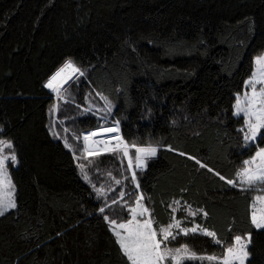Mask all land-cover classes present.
<instances>
[{
	"label": "trees",
	"instance_id": "trees-1",
	"mask_svg": "<svg viewBox=\"0 0 264 264\" xmlns=\"http://www.w3.org/2000/svg\"><path fill=\"white\" fill-rule=\"evenodd\" d=\"M262 51L264 0H0V134L17 155V207L0 216V264H128L104 216L124 220L125 203L139 193L157 229L174 216L225 242L250 232L246 264H264L252 191L189 158L237 179L255 145L264 146L258 138L245 147L242 118L233 115ZM69 60L84 75L59 98L44 84ZM117 120L129 143L160 145L137 170L136 189L122 154L80 158L84 135ZM119 167L125 179L116 184L110 173ZM185 243L207 255L224 247L198 231L180 232L169 246Z\"/></svg>",
	"mask_w": 264,
	"mask_h": 264
},
{
	"label": "snow or ice",
	"instance_id": "snow-or-ice-1",
	"mask_svg": "<svg viewBox=\"0 0 264 264\" xmlns=\"http://www.w3.org/2000/svg\"><path fill=\"white\" fill-rule=\"evenodd\" d=\"M84 75V72L77 67L71 60L67 61L60 67L49 79L44 87L50 89L57 97L62 98V86L72 78L74 74ZM245 85L250 91H245L242 95L237 94L234 104V115L242 117V126L239 129L243 133L244 146L248 147L251 143L256 142L259 138L264 143V56H257L255 59V70L251 73ZM104 113L110 114L112 111L111 102L105 97ZM107 120V115L103 117ZM120 121L114 122L111 127H98L83 137L82 153L88 156L97 155L102 152L122 154L127 157V167L132 170L131 179L140 187L137 178V171L144 170L148 166V160L155 157L160 145L148 143L147 145H137L129 143L120 135H114L105 139H93V137L104 133H119ZM54 135H56L54 133ZM115 141V143H112ZM13 145L10 140L0 139V216H3L8 210L17 207L15 198V184L8 172V161L17 162L15 152L9 155L4 154L5 148L12 149ZM65 147L73 146L65 139ZM172 151L171 145L167 146ZM134 153L130 154V150ZM181 156L188 155L180 152ZM75 157V151H73ZM201 168H206L214 172L221 180L226 181L228 185L239 187L241 190H257L264 192V146L255 145L254 155L243 160L242 167L235 173L237 179L227 178L219 171H215L207 163L202 162L195 156H189ZM84 178L88 179L83 163L78 165ZM120 183V181H116ZM98 192L102 190L98 189ZM121 196L124 193L120 194ZM115 203V201H114ZM178 203V202H177ZM250 222L256 228L264 230V194L254 196L251 205ZM101 213L104 208L99 209ZM175 212V209H173ZM203 212L205 217L208 216L206 211ZM151 210L143 203V195L137 196L135 206L129 208L130 218L122 222L110 219L107 215L104 219L108 221L111 231L115 236V242L119 245V250L126 257L128 264H184L186 260L200 261L207 260L209 264H246L249 256V244L251 243V233L244 235H235L233 242L221 241L217 238V233L207 227L195 225L191 229L182 227L181 222L174 216L166 225H160L157 229L153 226L154 219L150 214ZM191 215L195 216L196 212L192 211ZM179 230V231H176ZM199 231L208 237H212L216 244H223V251L220 255L198 254L192 250L187 243L179 247H170L171 240H175L180 232L187 235L189 232L196 233Z\"/></svg>",
	"mask_w": 264,
	"mask_h": 264
},
{
	"label": "rangeland",
	"instance_id": "rangeland-1",
	"mask_svg": "<svg viewBox=\"0 0 264 264\" xmlns=\"http://www.w3.org/2000/svg\"><path fill=\"white\" fill-rule=\"evenodd\" d=\"M257 56H264V51H262L261 53H259V54H257L254 58H253V69H252V72L255 70V59H256V57ZM251 72V73H252ZM75 75V74H74ZM73 75V76H74ZM72 76V77H73ZM250 77V76H249ZM249 77L246 79V80H248L249 79ZM70 80V79H69ZM68 80V81H69ZM67 81V82H68ZM67 82L64 84V85H66L67 84ZM63 85V86H64ZM62 86V87H63ZM245 91H250V89L249 88H247V86L245 85V83H244V86H243V89H242V92H240V93H238V94H243ZM53 94L54 95H56L54 92H53ZM237 96V95H236ZM235 99H236V97H235ZM235 104V103H234ZM53 108V110H52V112H53V116H54V111H55V106H53L52 107ZM234 111H235V109H234V106H233V115H234ZM235 116V115H234ZM237 117V116H236ZM242 118V117H241ZM52 123H54V119H52ZM55 130V127H53V131ZM0 133H1V128H0ZM119 134V133H118ZM109 137H111V136H109ZM0 139H3V140H9V139H6V138H4L3 136H1V134H0ZM11 141V140H10ZM256 144V142H253V143H251L249 146H251V145H255ZM13 145V144H12ZM15 152V150H14V147H12V149H7V148H5V150H4V154L5 155H9L11 152ZM134 149H131L130 150V154H133L134 153ZM106 152H102V153H100L101 155L102 154H105ZM15 154H16V152H15ZM100 154H97V155H100ZM254 155V154H253ZM16 157H17V155H16ZM93 157H95V155H91V156H88L87 154H83V157H80L81 159H83V158H88V159H91V158H93ZM127 158V157H126ZM250 158V157H249ZM248 159V158H247ZM17 167V162H15V163H13L11 160H9L8 161V172H9V174H10V176H11V171H12V169H15ZM138 169H136V171H137ZM124 170L123 169H121V167H119V168H116V169H113L112 170V172L110 173V175H112L113 177H114V180H113V182L114 183H116V181H118V179H125V176H124ZM131 172H132V170H130V176H131ZM116 176H121V177H116ZM11 179H12V177H11ZM132 183H133V185H134V188L136 189L137 187H136V184L132 181ZM116 184H118V183H116ZM98 189H100V190H102L101 189V187H99ZM115 189V188H114ZM103 191V190H102ZM249 191H252V200H253V198H254V196H256V195H258V194H264V192H261V191H259V189H257V190H249ZM121 193H124V190L122 189V190H120V193H119V199H122V197L123 196H121L120 194ZM141 194L139 193V194H136V195H134L133 196V198H132V201L131 202H126L125 204H127V206H126V208L128 209L127 210V216H125V217H127V218H125V219H129L130 218V213H129V208L130 207H132V206H135V201H136V198H137V196H140ZM144 202V201H143ZM124 219V220H125ZM123 220H121V221H117L118 223L119 222H122ZM111 228V227H110ZM176 231H179V230H176ZM199 232V231H198ZM182 234H184L183 232H181ZM234 240V239H233ZM233 240H232V242H233ZM249 247H250V244H249ZM249 259V258H248ZM207 263H209L207 260H205ZM247 262V261H246Z\"/></svg>",
	"mask_w": 264,
	"mask_h": 264
},
{
	"label": "water",
	"instance_id": "water-1",
	"mask_svg": "<svg viewBox=\"0 0 264 264\" xmlns=\"http://www.w3.org/2000/svg\"><path fill=\"white\" fill-rule=\"evenodd\" d=\"M46 88V87H45ZM47 89V91H49V92H52L50 89H48V88H46ZM53 93V92H52ZM115 134V132L114 133H104V134H99L98 136H96V137H93V139H97V138H102V137H109V136H112V135H114Z\"/></svg>",
	"mask_w": 264,
	"mask_h": 264
},
{
	"label": "built area",
	"instance_id": "built-area-1",
	"mask_svg": "<svg viewBox=\"0 0 264 264\" xmlns=\"http://www.w3.org/2000/svg\"><path fill=\"white\" fill-rule=\"evenodd\" d=\"M100 139L102 140V139H105V138H100ZM113 142L115 143V141H113ZM106 153H107V152H106ZM138 170H139V169H138Z\"/></svg>",
	"mask_w": 264,
	"mask_h": 264
},
{
	"label": "bare ground",
	"instance_id": "bare-ground-1",
	"mask_svg": "<svg viewBox=\"0 0 264 264\" xmlns=\"http://www.w3.org/2000/svg\"><path fill=\"white\" fill-rule=\"evenodd\" d=\"M112 143H114V142L112 141Z\"/></svg>",
	"mask_w": 264,
	"mask_h": 264
}]
</instances>
